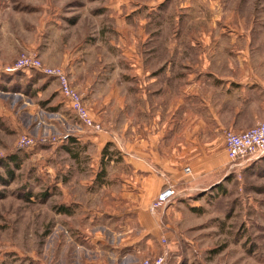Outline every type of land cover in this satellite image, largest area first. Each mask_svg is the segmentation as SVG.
<instances>
[{
	"label": "rangeland",
	"instance_id": "374dc122",
	"mask_svg": "<svg viewBox=\"0 0 264 264\" xmlns=\"http://www.w3.org/2000/svg\"><path fill=\"white\" fill-rule=\"evenodd\" d=\"M263 15L264 0H0V71L23 57L61 70L95 124L85 125L52 77L50 97L21 98L9 108L0 74V264H55L63 233L83 215L138 207L135 199L150 181L131 167L149 169L147 138L164 124L170 140L159 151L164 145L174 155L192 144L171 140L195 128L194 95L179 86L196 89L204 56L227 23ZM24 73L17 88L34 75L47 78ZM93 89L88 105L84 92ZM216 129L210 124L203 134L238 133ZM25 139L35 144L20 148ZM222 151H214L215 173L197 180L190 155L169 157L180 173H166L164 181L154 168L160 179L149 186L160 189L148 212L162 246L153 257L166 255L169 264H264V160L230 171ZM169 188L175 198L153 210Z\"/></svg>",
	"mask_w": 264,
	"mask_h": 264
},
{
	"label": "crops",
	"instance_id": "0c3cea01",
	"mask_svg": "<svg viewBox=\"0 0 264 264\" xmlns=\"http://www.w3.org/2000/svg\"><path fill=\"white\" fill-rule=\"evenodd\" d=\"M215 38L216 48L209 56H204L202 77L194 82L196 89H186L185 82L179 86L184 93L194 95L195 128L193 132L187 134L184 132L180 134L178 131L171 140L192 144H189L188 148L183 146L181 150L176 149L174 155L168 154V151L164 150V145H161L159 151L158 145L170 140V136L167 140L166 127L163 124L160 131L156 134L153 132L147 138L149 140L147 158L152 161L147 163L149 169L141 170L143 167L138 166L144 164L137 162L131 167V171L133 169L138 173L140 170L139 173L145 174L144 176L152 183L155 179H160L155 176L154 168L163 170L161 172L163 181L166 173H180L169 167V157L178 159L180 156L186 158V155H190L194 158L189 164L191 176L196 180L203 174L211 176L218 168V155L214 153L215 149L222 146L221 156L225 158L227 153L224 137L214 139L208 134H203L205 127L213 124L218 135L225 129L242 133L264 119V20L227 23L221 33L215 34ZM21 73L24 72L0 71V74H5L1 78L6 82L8 94L3 97L9 108L17 106V101L21 98L33 97L38 100L47 95L50 97L56 88L55 80L38 75H34L29 81H23L17 88L14 82ZM24 74L21 77L30 79L26 73ZM84 95L89 105L96 91L93 89L87 91V94L84 92ZM33 108L36 109L34 104ZM27 118L28 121L25 120L24 124L32 119L30 116ZM262 160L264 158L259 161ZM253 163L244 168L250 167ZM163 181H158L157 184L160 185ZM150 182L143 187L147 193L140 199L138 197L135 199L140 203L133 210L124 214L94 211L90 216L83 215L82 220L75 225L71 224L70 232L66 230L63 233L64 244L55 264H131L141 259L153 258L154 253H157L162 245L160 233L154 224L156 223L154 215L148 212V207L160 188L154 185L150 187ZM134 189H139L137 184ZM126 196L128 194L123 198L127 199ZM128 219H133L134 223L129 224Z\"/></svg>",
	"mask_w": 264,
	"mask_h": 264
},
{
	"label": "built area",
	"instance_id": "2783aa9c",
	"mask_svg": "<svg viewBox=\"0 0 264 264\" xmlns=\"http://www.w3.org/2000/svg\"><path fill=\"white\" fill-rule=\"evenodd\" d=\"M38 71L47 77H52L60 84V89L64 95L73 103L74 109L80 119L89 127L95 126L88 110L84 106L82 97L69 85L67 76L59 69H46L42 62L36 57H23L15 65L5 69L8 73ZM32 139L21 140L19 147L23 148L34 145ZM224 145L230 163V171L244 168L250 163L257 162L264 158V120L259 122L255 127L242 133L226 131L224 134ZM190 173V169L186 170ZM176 193L169 188L162 193L153 210L160 208L162 205L169 203L175 198ZM131 264H169L166 255L153 258L141 259Z\"/></svg>",
	"mask_w": 264,
	"mask_h": 264
},
{
	"label": "trees",
	"instance_id": "16d2710c",
	"mask_svg": "<svg viewBox=\"0 0 264 264\" xmlns=\"http://www.w3.org/2000/svg\"><path fill=\"white\" fill-rule=\"evenodd\" d=\"M68 211V210H67Z\"/></svg>",
	"mask_w": 264,
	"mask_h": 264
}]
</instances>
